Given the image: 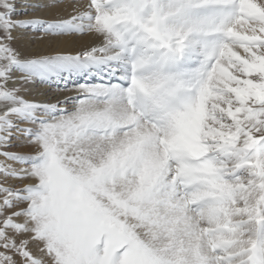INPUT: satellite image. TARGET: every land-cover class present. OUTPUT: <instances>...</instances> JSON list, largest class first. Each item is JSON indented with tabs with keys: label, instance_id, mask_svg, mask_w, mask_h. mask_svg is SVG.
<instances>
[{
	"label": "snow or ice",
	"instance_id": "obj_1",
	"mask_svg": "<svg viewBox=\"0 0 264 264\" xmlns=\"http://www.w3.org/2000/svg\"><path fill=\"white\" fill-rule=\"evenodd\" d=\"M0 264H264V0H0Z\"/></svg>",
	"mask_w": 264,
	"mask_h": 264
},
{
	"label": "bare ground",
	"instance_id": "obj_2",
	"mask_svg": "<svg viewBox=\"0 0 264 264\" xmlns=\"http://www.w3.org/2000/svg\"><path fill=\"white\" fill-rule=\"evenodd\" d=\"M83 43H86V40L78 42L77 47L80 46V44H83Z\"/></svg>",
	"mask_w": 264,
	"mask_h": 264
}]
</instances>
